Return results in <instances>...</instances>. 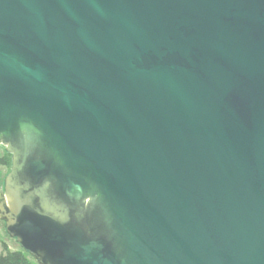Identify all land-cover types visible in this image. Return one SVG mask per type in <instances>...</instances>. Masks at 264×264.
Listing matches in <instances>:
<instances>
[{"label": "water", "instance_id": "obj_1", "mask_svg": "<svg viewBox=\"0 0 264 264\" xmlns=\"http://www.w3.org/2000/svg\"><path fill=\"white\" fill-rule=\"evenodd\" d=\"M0 147L36 264H264V0H0Z\"/></svg>", "mask_w": 264, "mask_h": 264}, {"label": "trees", "instance_id": "obj_2", "mask_svg": "<svg viewBox=\"0 0 264 264\" xmlns=\"http://www.w3.org/2000/svg\"><path fill=\"white\" fill-rule=\"evenodd\" d=\"M10 162L11 156L4 152L3 156L0 157V165L9 167ZM2 249L3 252L0 253V264H34V260L22 250L9 251L5 244H2Z\"/></svg>", "mask_w": 264, "mask_h": 264}, {"label": "rangeland", "instance_id": "obj_3", "mask_svg": "<svg viewBox=\"0 0 264 264\" xmlns=\"http://www.w3.org/2000/svg\"><path fill=\"white\" fill-rule=\"evenodd\" d=\"M4 152H5L4 148L0 147V157L3 156ZM8 172H9V167L0 165V186L1 187L3 185V180ZM2 244H5L9 251L21 250L18 244L13 239L8 237V235L5 232V229L0 227V253L3 252ZM33 263L35 264L34 261Z\"/></svg>", "mask_w": 264, "mask_h": 264}, {"label": "flooded vegetation", "instance_id": "obj_4", "mask_svg": "<svg viewBox=\"0 0 264 264\" xmlns=\"http://www.w3.org/2000/svg\"><path fill=\"white\" fill-rule=\"evenodd\" d=\"M9 168H10V166H9ZM4 181V180H3ZM3 188V185H2V187H0V189H2Z\"/></svg>", "mask_w": 264, "mask_h": 264}]
</instances>
